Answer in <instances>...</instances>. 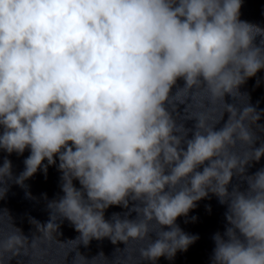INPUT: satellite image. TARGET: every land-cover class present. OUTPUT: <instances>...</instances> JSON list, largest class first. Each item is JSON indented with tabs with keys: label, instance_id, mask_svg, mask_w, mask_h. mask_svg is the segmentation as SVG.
I'll use <instances>...</instances> for the list:
<instances>
[{
	"label": "clouds",
	"instance_id": "9594fccd",
	"mask_svg": "<svg viewBox=\"0 0 264 264\" xmlns=\"http://www.w3.org/2000/svg\"><path fill=\"white\" fill-rule=\"evenodd\" d=\"M241 6L242 0H0V150L30 151L18 176L3 159L0 198L9 181L23 187L53 165L63 193L48 202L46 224L30 218L41 235L30 240L17 227L0 234V264L5 253L11 260L39 250L59 228L58 217L71 222L85 246L103 238L125 247L145 241L140 261L172 259L199 238L177 218L209 193L226 206L210 264H264V168L246 174L264 157V143L255 147L259 138L246 123L249 113H257L256 123L260 114L228 104L222 127L201 113L186 128L169 111L178 81L177 95L203 88L209 100L224 99L242 95L240 86L264 69V28L241 20ZM238 142L250 152L233 151ZM234 177L247 187L229 190ZM110 206L127 211L106 220Z\"/></svg>",
	"mask_w": 264,
	"mask_h": 264
}]
</instances>
